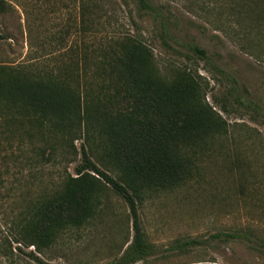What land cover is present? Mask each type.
I'll use <instances>...</instances> for the list:
<instances>
[{"label":"rangeland","instance_id":"1","mask_svg":"<svg viewBox=\"0 0 264 264\" xmlns=\"http://www.w3.org/2000/svg\"><path fill=\"white\" fill-rule=\"evenodd\" d=\"M150 1L161 8L177 42L165 43L158 22L135 0H0L5 37L0 39V65L53 75L73 67L81 86L90 80L97 86L98 78L83 75L87 56L89 63L100 60L101 49L130 37L150 51L151 71L160 78L178 70L199 76L202 96L230 125L229 133L199 151L186 186L146 194L139 202L142 228L154 252L134 264H264V247L258 243L264 242V115L221 100L227 85L215 69L235 75L244 95L264 111V18L249 19L232 2L243 0ZM259 1L264 7V0ZM92 3L87 16L86 5ZM191 44L205 49L209 59L193 53ZM81 142L76 141L78 149ZM80 157L73 152L47 169L50 179L57 183L65 173H74ZM6 192L5 187L0 191V264H39L28 255L32 251L50 264H116L133 238L126 202L103 184L93 218L59 232L49 247L36 252L34 246L16 242L13 221L23 202L15 200L21 191L8 198ZM233 232L252 241L227 237ZM191 238L200 244L182 251L171 248Z\"/></svg>","mask_w":264,"mask_h":264},{"label":"trees","instance_id":"2","mask_svg":"<svg viewBox=\"0 0 264 264\" xmlns=\"http://www.w3.org/2000/svg\"><path fill=\"white\" fill-rule=\"evenodd\" d=\"M135 1L158 22L165 43L177 42L159 6ZM232 2L243 7L249 19L264 18L262 1ZM92 7L86 5L87 16ZM257 8L262 11L254 13ZM189 49L209 59L205 49L193 44ZM101 50L102 59L89 63L88 55L83 68V75L98 78L97 86L91 80L81 86L73 67L53 75L0 65V191L5 187L7 198L21 191L15 200L23 202L13 221L16 242L42 252L59 232L93 218L102 186L109 185L126 202L133 228V238L116 264H134L154 252L142 228L139 202L146 194L186 186L199 151L208 141L227 136L230 125L202 96L199 76L178 70L160 78L151 71L152 54L140 41L124 37L110 50ZM215 69L227 85L221 100L264 115L262 107L244 95L235 75ZM221 110L226 112V106ZM73 152L81 154L74 173L52 181L47 169ZM242 236L247 235L227 233L231 239ZM199 244L191 238L171 248L182 251ZM28 255L50 264L33 251Z\"/></svg>","mask_w":264,"mask_h":264}]
</instances>
